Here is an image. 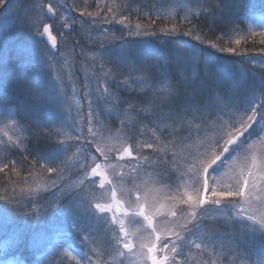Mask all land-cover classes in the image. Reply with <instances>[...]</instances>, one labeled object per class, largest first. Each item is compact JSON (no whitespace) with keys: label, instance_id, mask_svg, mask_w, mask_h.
Instances as JSON below:
<instances>
[{"label":"snow or ice","instance_id":"1","mask_svg":"<svg viewBox=\"0 0 264 264\" xmlns=\"http://www.w3.org/2000/svg\"><path fill=\"white\" fill-rule=\"evenodd\" d=\"M258 146L264 0H0V264H264Z\"/></svg>","mask_w":264,"mask_h":264},{"label":"rangeland","instance_id":"2","mask_svg":"<svg viewBox=\"0 0 264 264\" xmlns=\"http://www.w3.org/2000/svg\"><path fill=\"white\" fill-rule=\"evenodd\" d=\"M78 70H79L80 75L84 78V69L78 65ZM77 87L79 88V85H77ZM69 92H71V87L69 88ZM73 108H75L74 103H73ZM85 111H86V107H85ZM72 115L73 116L76 115L75 111H73ZM255 151L257 152L264 151V146H258L257 149H255ZM246 163L247 161L244 159L243 156H241L240 159L235 162L233 166L235 171L233 173H230V176L238 175L240 168L243 167ZM228 180H229V177H225V181L228 182Z\"/></svg>","mask_w":264,"mask_h":264},{"label":"trees","instance_id":"3","mask_svg":"<svg viewBox=\"0 0 264 264\" xmlns=\"http://www.w3.org/2000/svg\"><path fill=\"white\" fill-rule=\"evenodd\" d=\"M76 71H77V73H79L78 65L76 66ZM79 76H80V81L82 82L83 81V77L80 75V73H79Z\"/></svg>","mask_w":264,"mask_h":264}]
</instances>
